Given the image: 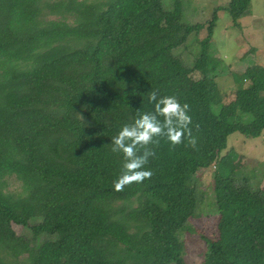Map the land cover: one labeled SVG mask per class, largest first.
<instances>
[{"label":"trees","instance_id":"1","mask_svg":"<svg viewBox=\"0 0 264 264\" xmlns=\"http://www.w3.org/2000/svg\"><path fill=\"white\" fill-rule=\"evenodd\" d=\"M176 1V24L164 26L163 0H0V264H185L180 237L198 208L187 182L211 166L218 235L202 264H264V189L222 155L233 133H264V67L235 77L225 104L206 57L216 10L237 27L252 0H230L207 26L183 23ZM203 28L188 65L174 51ZM191 69L210 84L179 92ZM156 89L190 106L196 148L162 139L151 178L116 191L123 158L111 139L153 110Z\"/></svg>","mask_w":264,"mask_h":264},{"label":"rangeland","instance_id":"2","mask_svg":"<svg viewBox=\"0 0 264 264\" xmlns=\"http://www.w3.org/2000/svg\"><path fill=\"white\" fill-rule=\"evenodd\" d=\"M165 11L161 17L164 26L176 24V0H163ZM230 0H181L183 11L181 21L185 24L208 25L212 14L218 8L227 5ZM218 19L211 41L205 44L207 30L203 28L192 34L174 53L180 54L185 63L190 65L198 60L201 46L207 48L206 57L218 63L213 64L215 74L212 81L217 92L225 104L234 99L235 77L244 73L250 65L264 67V0H252L250 12L238 21L234 27L228 13L216 10ZM202 57V56H201ZM210 79H205L196 69H191L186 75L179 78L176 83L179 92L202 87L210 84ZM248 81L244 82V86ZM233 153V168L236 171L248 173L250 182L264 189V133L262 137L248 138L239 133L228 137L227 149L222 155ZM215 167L211 166L193 175L187 182L188 185L198 189V208L189 218V230H186L181 239L185 244V264H202L205 262L208 248L206 241L217 239L218 215L210 198L212 188V175ZM6 191L10 193L21 192V183L14 176L6 178ZM12 229L17 235H30L28 229L12 224Z\"/></svg>","mask_w":264,"mask_h":264},{"label":"clouds","instance_id":"3","mask_svg":"<svg viewBox=\"0 0 264 264\" xmlns=\"http://www.w3.org/2000/svg\"><path fill=\"white\" fill-rule=\"evenodd\" d=\"M146 95L154 106L153 110L136 111L134 121L124 124L111 139L112 153L120 154L123 158L121 173L113 182L116 191L151 178L153 173L145 166L155 156V148L162 139L175 147L187 136L188 146L195 149L197 145L192 135L193 121L187 103L181 104L175 95L161 96L159 89L151 90ZM77 116L82 120V116Z\"/></svg>","mask_w":264,"mask_h":264}]
</instances>
